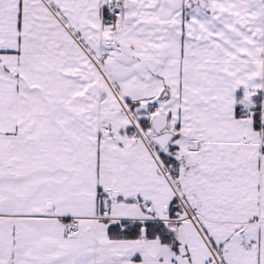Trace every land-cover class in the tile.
Listing matches in <instances>:
<instances>
[{
  "label": "snow or ice",
  "instance_id": "6c2138e0",
  "mask_svg": "<svg viewBox=\"0 0 264 264\" xmlns=\"http://www.w3.org/2000/svg\"><path fill=\"white\" fill-rule=\"evenodd\" d=\"M0 264H264V0H0Z\"/></svg>",
  "mask_w": 264,
  "mask_h": 264
}]
</instances>
